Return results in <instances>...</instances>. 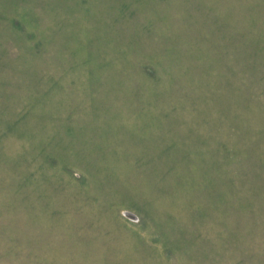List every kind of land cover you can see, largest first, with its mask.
I'll return each mask as SVG.
<instances>
[{
    "label": "rangeland",
    "instance_id": "374dc122",
    "mask_svg": "<svg viewBox=\"0 0 264 264\" xmlns=\"http://www.w3.org/2000/svg\"><path fill=\"white\" fill-rule=\"evenodd\" d=\"M0 264H264V0H0Z\"/></svg>",
    "mask_w": 264,
    "mask_h": 264
}]
</instances>
